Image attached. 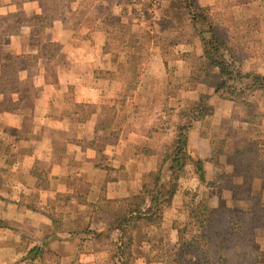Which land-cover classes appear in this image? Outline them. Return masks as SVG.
Here are the masks:
<instances>
[{"label": "crops", "instance_id": "obj_1", "mask_svg": "<svg viewBox=\"0 0 264 264\" xmlns=\"http://www.w3.org/2000/svg\"><path fill=\"white\" fill-rule=\"evenodd\" d=\"M84 1L90 2L86 12L82 10L85 8L82 7ZM170 1L175 0H159L151 19L142 15V12L138 13L136 25L145 26V22L149 21L157 27L156 20H167L171 13L164 4ZM197 2L207 6L221 0ZM67 3L61 5L48 26L41 28L36 23H24L16 32L3 35L0 41V69L13 57L22 58L23 64L29 67L19 77L17 90H0L1 103L4 96L12 97L9 107L0 103V129L3 134L0 136V220L5 224L0 227V264H74L76 253L93 257L92 252L62 249L74 240L78 241V247L82 243L92 242L84 239L83 234L67 238L69 228L66 227L58 232L53 231L51 218L45 213L50 209L48 204L51 197L56 193H69L70 199L62 205H68L73 210L86 205L95 206L101 195L109 199H123L138 192L143 175L154 170L161 158L160 154H144L138 150L139 146H154L153 138L133 132V153L129 154L120 144V138H114L110 146L102 143L96 128L95 112L87 117L78 116L75 108L77 103L103 101L110 93L106 94L105 91L109 80L93 76L91 68L107 64L109 53L105 50L106 36L112 27L107 24L108 17L104 10L107 6L111 9L120 8L121 0H69ZM161 3L164 7L160 8ZM18 11L25 15L50 12L43 0H0V15ZM83 34L92 35L93 40ZM51 45L55 46L54 50ZM154 59L157 64L164 65L160 55ZM171 64L178 71L187 63L174 60ZM48 65L55 68V78L46 75ZM83 67L87 70L85 74L77 71ZM202 85L199 83L196 88L180 91V95L190 98L196 97L198 92L209 95L212 91ZM222 103L219 101L218 105ZM212 130L215 131V128ZM212 130H209V137L202 136L200 124L195 122L188 133L189 148L202 158L210 155ZM167 138L173 142L171 134ZM121 155L133 158L119 159ZM130 160L133 162V175L139 179L134 183L133 191L127 192L121 178L110 177L108 180L106 177L109 172L116 175L115 167L127 164ZM98 163L108 164L114 169L106 170ZM35 167L44 171L47 178L45 188L38 185L39 179L31 173V168ZM78 177L88 183L86 201L83 203H79L72 195L71 181ZM103 183L105 189L101 191ZM31 193H37V200L22 202L21 205L18 203L19 197L12 199L4 195ZM27 202L29 207L26 206ZM34 245L49 249L54 259H31L28 251Z\"/></svg>", "mask_w": 264, "mask_h": 264}, {"label": "rangeland", "instance_id": "obj_2", "mask_svg": "<svg viewBox=\"0 0 264 264\" xmlns=\"http://www.w3.org/2000/svg\"><path fill=\"white\" fill-rule=\"evenodd\" d=\"M43 1L46 2L49 8V14L56 15L61 5H68L67 2L69 0ZM158 2L159 0H121L120 8L111 9L107 6L104 12L108 17L107 24L112 27L111 32L106 36L105 50L109 53V56H107L106 65L91 68V73L95 77L109 80L105 91L106 94L110 93L103 101L95 103L80 102L75 105V108L78 110V116L81 118L89 116L92 109H94L96 111V128L102 138V143L110 146L115 141L114 138H120V144L123 149H125L126 153L130 154L133 153V146H131L133 145V132H143L150 125L153 128L169 127L165 129V131L169 132L171 129L170 123L186 122V118L180 117L175 112H168V108L166 107L193 105L198 99L199 92L196 94V97L190 98L181 96L180 91H188L192 86L196 88L200 83L203 84L202 87L206 86L212 91L209 94L208 100L212 105V114L207 117L209 126L206 132L207 137H209V132L215 128V131L212 130L213 138L210 139L209 143L210 151V148L212 149V140L214 141L222 137L235 138L239 126L246 125L239 120L242 112L237 106L214 94V87L218 82L216 76L217 68H205L202 57L203 42L201 39L207 40L211 37V33H209L210 28L220 30L221 32L222 29H225L226 36L224 39L227 46L232 48L235 55L244 61L243 67H253L256 71L264 73V0H221V2H215L207 6H201L197 0L170 1L166 5L164 4V6L165 9L170 8L171 17L165 21L160 20L158 22L156 20L155 24L157 27L153 26L149 21L145 22V26H137L135 19L139 16L138 13L142 12V15L151 19L154 15V10L157 9ZM89 6L90 2L84 1L82 7L85 8H82V10L84 9L83 11L86 12ZM164 6L161 3L160 8ZM201 7L204 8V18H191L195 14H190L188 11H195L197 13ZM23 19L24 21L28 20L27 16ZM151 25L153 28L149 27ZM121 27L125 31L147 32L151 38V41L146 44L147 53L143 56L139 65H137V76L135 78L133 74H129L130 71H122L118 67V64L123 63L128 56H133V54L137 53L133 47L120 50V46L123 45L119 40L120 33H123ZM145 27H149L150 29ZM83 36L91 41L93 40L92 35L83 34ZM120 36H123V34ZM200 47L201 49H199ZM51 48L54 50L55 46L51 45ZM159 55L163 59L164 65L155 62L154 57H158ZM222 55L228 56L225 50H222ZM174 60H184L187 64L185 66L182 65L178 71H175L177 69L171 64ZM23 63L22 58L15 59V66L17 68L15 76L16 79L18 77V84L20 83L19 77L23 74V70L29 68ZM124 65L125 68L129 67L125 62ZM77 71L81 74L87 72L85 67L81 71L79 69ZM46 75L49 78H55V68L52 65L47 66ZM191 76L199 79L193 81L190 79ZM10 96H4L2 103L0 102L4 107L10 106L8 104L9 100L12 99ZM255 96L263 110V118L261 124L252 125L250 130L253 133L264 134V93L258 90L255 92ZM180 97L182 98L180 99ZM219 101H223V103L218 105ZM112 107L114 109L113 112ZM0 128H2L1 124ZM142 129L143 131H141ZM1 132L2 130L0 129V136H3ZM154 132L153 143H162L163 153L170 152L175 144L174 135L168 133L164 137L161 136L159 131ZM169 134L172 135L173 142L168 140ZM258 141L257 153L259 155V162L256 164L257 168L253 170L264 173V139L260 137ZM127 157L128 159L133 158L132 156L129 157V155H121L119 159L123 158L125 160ZM105 161H107V158ZM205 162L207 164L204 165V170L208 180L215 177V174L220 175L223 173L226 175L225 179L230 180V186H226L223 180L219 179L216 181L217 184L215 186L202 185L200 188L196 178L191 173L193 168L189 165L186 174L180 177L177 182V191L173 197L172 204L165 210L159 228L151 227L148 229V233L154 236L153 239L160 242L157 244L158 249L154 250L155 255L148 252L146 243L141 244L139 247L138 243L143 240L142 238L140 240L135 238L134 241L137 240L138 242L132 244L131 250L134 251V261L132 264H172L171 259L175 258L182 247L177 242L175 228L185 219V208L192 198V192L189 190L199 187L200 197L209 199L212 207L230 205L247 210L253 202L246 198V194L259 199V203L264 205V178L253 176L250 178V182L248 181V184H242V176L252 174V172L247 170L250 166H240L239 168L243 169L241 174L229 177L228 172L230 173L232 170L226 156H219L217 164H213L210 161ZM98 164L106 167V170L114 169L108 164ZM115 168L117 169L115 171L117 174L109 172L106 178L108 180L110 177L121 178L126 191H133V187H135L134 183L139 178L133 175L132 160L127 164H119ZM145 178L146 176L143 175L142 179ZM247 189L248 192H246ZM4 195L7 198L10 196L12 199L19 197L18 203L20 205L22 202L29 201L26 198L29 194ZM68 196L69 193H56L51 197L48 204V207L53 209L55 216L59 219L58 224L60 228L66 227L71 229L88 225L93 229H109L111 227L112 210L115 207L121 210L124 208L122 200L112 204H104L100 200L95 206L86 205L83 208L73 210L68 205H62L65 200L70 199ZM244 232L246 236L251 237L253 240L252 246L257 251L258 256L256 264H264V226L246 227ZM128 235L133 236V229L129 230V232L127 230L125 233H121L118 229L111 228L110 238L108 239L103 238L101 241L85 243V245L82 243L80 244L81 247H78V241L74 240L72 244H68L62 249L67 251L70 249L77 251L84 250V253H93V257L76 253L74 264H111L114 263L115 259L111 258L113 248L109 244V239L112 242L121 236L126 238ZM157 255L160 256V261L156 258ZM29 261L31 262V260ZM29 261L27 262L29 263Z\"/></svg>", "mask_w": 264, "mask_h": 264}, {"label": "trees", "instance_id": "obj_3", "mask_svg": "<svg viewBox=\"0 0 264 264\" xmlns=\"http://www.w3.org/2000/svg\"><path fill=\"white\" fill-rule=\"evenodd\" d=\"M204 8L201 7L195 17L204 18ZM27 16L26 21L24 17ZM56 15L49 13L24 14L23 12H15L7 15H0V41L3 35L16 32L19 26L24 23H36L41 28L48 26ZM12 20L9 21V19ZM123 30V36L119 35L122 46L120 50L135 48L136 52L133 56H128L124 61L129 67L125 68L124 62L119 63L118 67L122 71H130L135 78L137 76L136 68L143 56L147 53L146 44L151 41L147 32H131ZM126 32V33H125ZM209 39H201L203 42L202 57L205 68L216 67L218 82L214 87V94L219 98L232 102L237 106L242 115L240 122L246 126H239L235 138L222 137L212 140V149L208 157L202 158L198 156L188 146V133L194 126L195 122L200 124V133L207 136L206 132L209 126L208 116L212 114V105L208 102L209 95L200 93L197 101L191 106H168V112H175L180 117L186 118V122L170 123V131H165L169 127H146L140 132L149 138L154 139V131H159L161 136L172 133L175 137L173 149L168 153H163L162 143L154 144L150 147L147 145L139 146L138 150L144 154L157 153L161 158L154 170L149 171L141 183L138 192L124 197L105 198L101 195L99 198L104 204H112L122 200L123 210L115 207L111 212V227L105 230L93 229L88 225L80 228L67 229V238H73L83 234L84 239L94 243L101 241L103 238H110L111 228L118 229L121 233L133 229V236L128 235L126 238L121 236L116 241L109 239L112 246L111 258L115 259L111 264H132L134 261V251L131 250L132 244L139 241L141 244L146 243L148 252L155 255V249H158L160 242L153 239V235L148 233L151 227L159 228L164 217L165 210L171 206L173 197L177 191V182L186 174L187 167L192 166V174L196 178L199 187L202 185L215 186L216 181L223 180L226 186H230V180L225 179L226 175L215 174L212 179L205 176L204 162L210 161L217 164L219 156H226L227 162L231 164L232 172H228V176H239L243 169L240 166L248 168L252 174L242 176V184L246 185L253 176L264 178V173L254 171L258 164L259 145L258 138L264 139V134L253 133L250 128L254 124H261L263 118V110L256 99L255 92L260 90L264 93V73H260L253 67L244 68L243 60L235 55L232 48L227 46L225 41V29L220 30L210 28ZM222 50L227 52V57L222 55ZM17 59V58H15ZM13 59L1 66L0 69V90L2 92H11L18 89V77L16 79L17 68ZM191 80L195 81L199 78L191 76ZM202 80V79H200ZM193 88V86L191 87ZM168 95V94H166ZM92 109V108H91ZM114 111L113 107L111 108ZM92 112H96L92 109ZM155 133V132H154ZM256 138V140H255ZM160 143V144H159ZM31 173L35 174L39 179L40 186H47V178L44 171L40 168H31ZM252 175V176H251ZM149 177V178H148ZM248 177V178H247ZM248 179V180H247ZM107 179H105L106 182ZM249 181V182H248ZM72 195L79 203L86 201L88 183L82 178H74L71 181ZM194 188L191 191L192 198L186 209L185 219L180 222L175 230L177 242L182 245L179 253L175 258L171 259L172 264H256L257 251L252 246V238L245 235L246 227H262L264 226V205L259 203V199L246 194V198L251 200L253 204L247 209H240L230 205H222L212 207L209 199L200 197V189ZM101 191L105 189V183L101 185ZM248 192V189L246 190ZM29 202L37 200V193L29 195ZM97 204V203H96ZM31 205V203H30ZM26 206L29 207L28 202ZM45 213L51 218L53 223V231H61L62 227L58 224V218L55 216L53 209H48ZM0 220V227H3ZM150 231V230H149ZM135 238H137L136 241ZM158 242V243H157ZM31 259L40 260L54 259L53 254L49 253V249L42 246H32L29 251ZM158 261L160 256H156Z\"/></svg>", "mask_w": 264, "mask_h": 264}]
</instances>
